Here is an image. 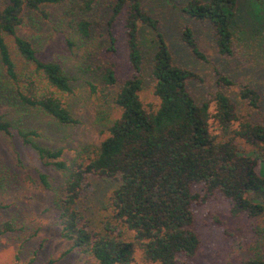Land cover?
Wrapping results in <instances>:
<instances>
[{"label": "trees", "instance_id": "16d2710c", "mask_svg": "<svg viewBox=\"0 0 264 264\" xmlns=\"http://www.w3.org/2000/svg\"><path fill=\"white\" fill-rule=\"evenodd\" d=\"M98 2L3 0L0 94L9 98L6 102L12 108L19 113L39 111L59 125L77 122L61 98L70 91L63 66L56 59H41L31 40L18 35L17 27L25 12L45 15L44 5L70 4L77 13L68 11L69 35L88 40L93 22L86 14ZM106 5V49L114 51L110 27L119 19L131 69L114 93L119 114L106 127V136L66 159L60 148L37 143L35 129L18 127L0 116L1 134L30 148L41 165L61 174L55 187L43 173L38 180L52 192L59 234L69 244L63 253L75 250L96 264H130L138 249L145 264H185L194 258L199 242L191 207L214 192L228 201L231 216L244 215L256 236L264 237V175L255 169L258 161L264 167V112L259 121H252L220 90L211 94L212 112L207 101L197 104L185 85L195 74L172 62L157 20L142 8L140 0H107ZM178 10L211 25L214 46L222 55L232 51V27L247 21L241 0H186ZM253 17V22L259 18ZM5 37L11 39L16 58ZM180 39L195 57L204 59L188 25L181 28ZM65 43L71 46L72 39L65 38ZM145 67L158 99L155 109H145L138 95ZM217 78L223 85L231 84L223 75ZM115 83L112 63H105L100 67L97 90L103 92ZM91 88L96 91L95 85ZM237 97L249 110L257 108L259 95L253 88L242 86ZM88 174L96 175L108 191L82 206L83 181ZM196 184L202 186V194L192 190ZM3 229H9L7 222ZM53 262L49 258L45 264ZM237 264H264V260L249 257Z\"/></svg>", "mask_w": 264, "mask_h": 264}, {"label": "rangeland", "instance_id": "374dc122", "mask_svg": "<svg viewBox=\"0 0 264 264\" xmlns=\"http://www.w3.org/2000/svg\"><path fill=\"white\" fill-rule=\"evenodd\" d=\"M185 1L140 0V3L157 20L172 62L195 74L185 81L188 93L197 104L207 101L212 112L211 94L220 90L234 103L236 110L247 114L252 121H259L264 112V0H241L248 18L246 23L238 21L232 27L229 55L216 51L208 22L179 12L178 6ZM2 2L0 0V4ZM106 2L99 0L86 14L93 22L88 40L81 41L69 35L72 27L68 11L77 13L70 4L44 5L45 15L25 12L17 27L18 35L31 40L41 59H56L63 66L70 78V91L61 94V98L77 122L59 125L39 111L19 113L6 102L9 98L3 92L0 94V116L18 127L35 129L37 143L60 148L66 159L74 157L80 147L97 145L106 136V127L119 114L113 101L114 93L131 75L119 19L110 27L114 51L106 49L105 22L109 14ZM253 15L259 17L255 22ZM184 25L191 28L204 59L195 57L181 41L180 31ZM65 38L72 39L71 46L65 43ZM5 39L12 57L16 58L11 39ZM108 62L112 63L116 85L100 92L97 90L101 86L100 67ZM146 67L138 95L145 109H155L158 99L152 93V80ZM218 74L228 78L231 84L226 86L219 82ZM90 84L96 86V91H92ZM244 85L259 95L255 110H249L237 97L238 89ZM255 169L264 175V167L259 161ZM40 173L46 175L52 187L59 184V171L41 165L33 150L0 133V264H45L49 258L54 259L52 264H96L92 257L75 250L63 253L69 244L59 234L57 215L51 205L52 192L39 183ZM96 178L93 174L85 177L82 206H88L107 190V185ZM192 190L203 193L200 184L193 185ZM191 210L193 229L199 242L194 258L185 264H237L249 257L264 260V237L256 236L252 222L244 215L231 216L228 201L220 194L214 192L206 196ZM5 222L9 229L1 230ZM130 264H145L138 249H135Z\"/></svg>", "mask_w": 264, "mask_h": 264}]
</instances>
